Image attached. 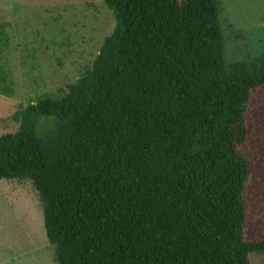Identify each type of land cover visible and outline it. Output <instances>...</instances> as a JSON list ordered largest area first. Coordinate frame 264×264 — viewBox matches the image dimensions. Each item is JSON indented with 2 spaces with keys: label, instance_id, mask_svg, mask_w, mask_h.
Masks as SVG:
<instances>
[{
  "label": "trees",
  "instance_id": "obj_1",
  "mask_svg": "<svg viewBox=\"0 0 264 264\" xmlns=\"http://www.w3.org/2000/svg\"><path fill=\"white\" fill-rule=\"evenodd\" d=\"M103 1L112 34L66 95L15 114L0 181L32 184L56 264H251L264 60L226 63L218 0Z\"/></svg>",
  "mask_w": 264,
  "mask_h": 264
},
{
  "label": "rangeland",
  "instance_id": "obj_2",
  "mask_svg": "<svg viewBox=\"0 0 264 264\" xmlns=\"http://www.w3.org/2000/svg\"><path fill=\"white\" fill-rule=\"evenodd\" d=\"M180 4L182 0H177ZM228 65L264 60V0H218ZM115 28L103 0H0V137L19 129L14 116L44 98H60L92 67ZM38 131L53 124L41 119ZM251 151L264 171V89L254 94ZM253 189H257L256 186ZM252 189V190H253ZM264 264V254H250ZM0 264H56L43 211L29 181H0Z\"/></svg>",
  "mask_w": 264,
  "mask_h": 264
}]
</instances>
